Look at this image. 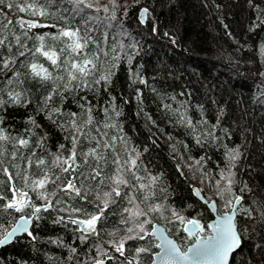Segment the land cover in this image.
I'll return each instance as SVG.
<instances>
[{
	"label": "trees",
	"instance_id": "trees-1",
	"mask_svg": "<svg viewBox=\"0 0 264 264\" xmlns=\"http://www.w3.org/2000/svg\"><path fill=\"white\" fill-rule=\"evenodd\" d=\"M53 3L52 11L57 12V16L40 18L42 24L61 25L63 22L58 19L59 15L65 16L73 24L82 23L81 16L73 19V0H53ZM104 4H109V0H99V5ZM116 5L114 20L110 14L106 19H101L106 16L102 10L96 12L94 9H84L92 17L88 24L91 29L89 35L109 53L107 58L101 55V60L108 59L111 62L114 54L122 57L119 67L115 69L113 82L107 90L101 84L96 92L83 90L67 94L64 109L79 111L76 101L81 96H87L89 101L97 105L93 112L96 119L101 123L115 122L122 126L130 146L141 151L144 165L153 174H161L159 186L166 192L157 191L153 199L175 208L188 218L200 219L205 225L210 224L214 214L208 204L196 196L194 187L202 189L206 199H214L218 209L226 211L222 201L227 194L223 198L216 194L215 180L219 179L220 169L226 170L225 146L232 148L239 145L242 156L233 170L240 183L234 186V194L243 196L238 207L258 209L260 206L257 202H264V54H261L264 46V0H116ZM144 8L149 11L144 22H141L140 12ZM4 12L7 15L0 14V24H7V27L0 28V38L7 37L6 42L13 45V54L24 50L16 46V36L20 37L21 44L27 43L34 51L39 44L36 35L57 30H29L26 25L22 27L16 21L34 17L19 13L15 8L4 9ZM9 20L11 24L7 23ZM153 27L157 28L156 32L152 31ZM26 31L30 39L25 37ZM46 45L54 46L57 50L64 47L62 42L51 39L46 40ZM95 47L89 44V49L94 50ZM113 48L115 53L112 52ZM3 51L5 55L8 54L7 49ZM128 56L132 57L131 64L128 63ZM19 59L24 61L23 65L18 62L15 66L20 72L19 77L12 72L0 73V87L5 90L3 98L9 100L7 91L15 90L25 92L26 99L31 102L26 105L8 103L0 112L5 117L4 126L12 136H17L24 131L27 117L35 115L41 126L35 132L38 135L47 132L48 139L43 151L35 147L34 143L30 148H20L15 161L10 156L13 142H0L9 152L3 157L5 163L12 162L20 166L19 169H10L13 172H23L26 166L21 155L30 156L35 151L37 157L43 156L50 164L53 157L48 153H56L61 143L67 145L63 139L67 133L55 127L43 112L36 115L37 105L47 95L52 84L33 78L27 65L42 63L54 76L64 75L63 70L53 69L39 54ZM137 71L146 80L145 84L132 76ZM7 78H11L13 83L8 84ZM111 97L116 98L115 105L121 113L118 117L109 107ZM55 103L59 104V100ZM165 104L181 111L184 110L181 105H184L194 123L206 120L207 124H197L195 131L182 126L177 123L178 116L163 107ZM105 107H109L111 120L103 112ZM211 125L217 127L213 129ZM101 131H107L110 136L118 135L116 129L101 127ZM208 132L218 139H205ZM197 136L201 137L200 144L196 142ZM64 155L67 156V153ZM201 157L204 160L198 166L196 161ZM40 171L35 167L28 169L33 177L39 175ZM75 175L73 172L64 173L62 180L72 179ZM0 179L6 177L0 174ZM244 183L251 191H239ZM17 186L23 187V181H18ZM30 195L35 200V194L30 192ZM63 198L69 203H79L67 196ZM61 214L52 210L42 212L44 218L38 221L34 233L37 238L32 240L21 235L1 246L0 264H74L68 260L72 247L77 249L76 256L82 261L94 256L95 237L82 242L78 239L81 233L75 230L77 225L67 221L54 224L53 219ZM18 215L14 212L11 215L2 213L0 224L7 227ZM164 217L167 219L158 214L149 215L152 225L157 221L162 223L186 250L193 241L187 237L178 220L169 222L174 220L171 211H165ZM118 220L119 216L109 215L102 226L111 229ZM236 223L244 239L242 246L232 256L231 264H264V221L256 214L253 219H249L241 212ZM152 225L146 226L148 231H151ZM101 239L108 240L109 237L102 233ZM156 244L158 240L154 236L146 237V241L130 242L131 247L139 245L150 248L148 253L140 255L139 264L152 261L159 250ZM131 254L126 253L129 256Z\"/></svg>",
	"mask_w": 264,
	"mask_h": 264
},
{
	"label": "snow or ice",
	"instance_id": "snow-or-ice-1",
	"mask_svg": "<svg viewBox=\"0 0 264 264\" xmlns=\"http://www.w3.org/2000/svg\"><path fill=\"white\" fill-rule=\"evenodd\" d=\"M73 2L75 4L73 19L75 16H81L82 23L73 24L65 16L59 15L58 19L63 23L58 26L40 22V18L57 16V12L52 11L53 0H0V6H2L0 14L6 16L4 9L15 8L19 13L35 18L26 21L17 20L16 22L22 27L26 25L29 30L34 28L57 29L55 32L36 35L35 39L39 44L34 51L28 47L27 43L21 44L20 37L16 36V46L24 50L13 54V45L6 42L7 37L0 38V73L12 72L19 77L20 72L15 66L18 62L21 65L24 64V61L19 58L26 55L35 57L37 54L44 57L53 69H62L64 75L54 76L53 72L44 67L42 63L32 62L27 65L33 78L52 84L47 95L43 96L37 105L36 115L43 112L55 127L67 133L63 137L67 145L61 143L56 153H48L53 157L50 164L43 156L37 157L35 151H32L30 156L21 155V159L26 164L23 172L10 170L19 169L20 166L12 162L5 163L3 157L9 152L4 143H0V174L6 177V179H0V214L9 213L11 215L13 212L19 214L7 227L0 224V245L9 244L21 235L35 240L37 237L34 233L38 227V221L44 218L41 213L52 210L62 213L52 222L61 224L67 221V223L77 225L75 230L81 233L78 239L82 242L95 237L93 244L95 255L89 256L86 261L77 258L75 247L70 248L68 260L73 261L74 264H107L112 261L116 264H139L140 255L148 253L150 248L139 245L131 247L130 242L146 241V237L152 236H156L159 240L156 247L160 251L155 253L159 264H229L230 254L242 246L244 239V234L236 223L238 214L243 212L249 219H253L256 214L261 221H264V202H257L260 206L258 209L238 207L243 196L234 194V186L240 181L237 180V173L233 169L236 168L242 156L240 146L236 145L232 148L225 146L226 170L220 169L219 179L215 180V187L218 196L223 198L225 194H228L229 198L224 204L226 211L217 209L216 202H211L212 207L218 212L214 223L202 224L200 219L188 218L175 208L156 202L153 198L156 197L157 191L166 192V189L159 186L161 174H153L144 165L141 151L135 146H130V140L126 134H123L122 126L115 122L101 123L98 121L93 115L97 105L89 101L87 96H81L76 101L79 111L64 109V101L69 93L83 90L96 92L101 84L107 90L116 75L115 69L119 67L122 59L120 54H114L111 62L108 59L101 60V55L107 58L109 53L100 48L98 42L89 35L91 29L88 24L92 17L84 12V9H94L96 12L102 10L106 16L101 19H106L110 14L111 19L114 20L116 0H109V4L102 6L99 5V0H73ZM148 11V8L142 9L141 22H144ZM7 23L11 24L12 21L9 20ZM6 27L7 24H0V28ZM152 31L156 32L157 28L153 27ZM24 35L28 37V32L26 31ZM47 39L62 42L64 47L57 50L54 46H48L46 45ZM89 44L96 45L95 49H89ZM120 47L124 51V46ZM130 47L135 48L136 45H130ZM3 49H7V55L4 54ZM112 52L115 53V48ZM261 54H264V46L261 48ZM125 55L127 56L126 52ZM131 62L132 57L128 56V63L131 64ZM132 76L141 84L146 83L139 71L132 73ZM6 82L12 84L13 80L7 78ZM137 93L139 94V89ZM4 94L5 90L0 87V112H3L8 103L26 105L31 102L26 99L25 92L9 90L7 101L3 98ZM57 99L59 104L55 103ZM115 99L111 97L109 107L118 117L121 113L117 110ZM109 107L103 108V112L111 120L108 115ZM163 107L171 110L174 116H178L177 123L193 131L197 124H207L206 120L194 123L184 105H181L183 111L179 108L172 109L170 104H165ZM148 119L151 120V117L149 116ZM218 123L219 119L217 125ZM4 125L5 117L0 114V142H13V150L10 153L12 161L17 158L20 148H30L33 143L35 147L43 151L48 133L38 135L35 132V129L41 127L35 115L27 117L24 131L17 136H12L10 130ZM217 125H211V127L215 129ZM101 127L116 129L118 135L110 136L107 131H101ZM208 137H213V133L208 132L205 139ZM213 138L218 139V137ZM196 142L201 143L200 136L196 137ZM64 153H67V156ZM33 157L36 158L33 159ZM203 160L204 158L201 157L196 164L202 165ZM45 165L48 166L44 167ZM33 167L41 170L40 174L35 177L28 172V169ZM70 172L76 174L74 178L62 180V175ZM20 180L23 181V187L17 186ZM246 190L251 191L247 183H244L239 191L243 193ZM194 191L199 196L202 189L197 188ZM30 192L35 194V200ZM64 196L72 201L78 200L79 203H69L63 198ZM165 211H171L174 217V220L169 222L174 223L178 220L183 231L187 233V237L193 241L186 250H182L158 227L148 231L146 226L152 225L149 215L158 214L161 218L167 219L164 217ZM109 215L119 216V220L113 224L111 229H104L102 225ZM120 225L124 227L121 228ZM102 233L106 234L109 239L102 240ZM128 252L132 254L126 255Z\"/></svg>",
	"mask_w": 264,
	"mask_h": 264
},
{
	"label": "water",
	"instance_id": "water-1",
	"mask_svg": "<svg viewBox=\"0 0 264 264\" xmlns=\"http://www.w3.org/2000/svg\"><path fill=\"white\" fill-rule=\"evenodd\" d=\"M140 13H142V10H141ZM140 16H141V14H140ZM144 20H145V19H144ZM197 188H198V187H194V189H197ZM194 192H195V191H194ZM195 194H196V193H195ZM196 196H197V195H196ZM197 197H198L199 199L205 201V202L208 204L209 208L211 209L212 213L214 214V217L210 220V223H214V222L216 221L217 217H218V212H217L216 209H214V208L212 207L211 202H212V201H215V200H208V199H206V198L203 196L202 192H201L200 195L197 196ZM215 202H216V201H215ZM216 205H217V202H216ZM217 209H218V205H217ZM154 227H158L160 231H164L165 234L168 235L170 239H173V240L177 243V245L181 247V245L177 242V240L175 239V237H174L173 235H171V234L168 232L167 228H166L162 223H160V222H158V221H157V222H154L153 225H152V228H154ZM165 230H166V231H165ZM154 237L157 239L156 236H154ZM157 240H158V239H157ZM158 243H159V240H158ZM1 246H4V245H0V247H1ZM189 246H190V245H189ZM181 249L184 250L182 247H181ZM237 250H238V249H237ZM237 250H235L232 254H230V256H229V264H231L232 256L237 252ZM159 251H160V249H159L157 252H159ZM157 252H156V253H157ZM153 262H155V264H159V260H158V258L156 257L155 254H154V256H153L152 261H151L149 264H153Z\"/></svg>",
	"mask_w": 264,
	"mask_h": 264
},
{
	"label": "rangeland",
	"instance_id": "rangeland-1",
	"mask_svg": "<svg viewBox=\"0 0 264 264\" xmlns=\"http://www.w3.org/2000/svg\"><path fill=\"white\" fill-rule=\"evenodd\" d=\"M229 198V196H228V194H227V196L224 198V200L222 201L223 202V204H225V202H226V200ZM142 219V218H141Z\"/></svg>",
	"mask_w": 264,
	"mask_h": 264
}]
</instances>
